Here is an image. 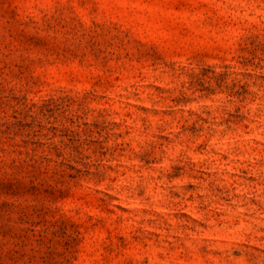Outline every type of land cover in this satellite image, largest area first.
Wrapping results in <instances>:
<instances>
[{
	"label": "rangeland",
	"instance_id": "374dc122",
	"mask_svg": "<svg viewBox=\"0 0 264 264\" xmlns=\"http://www.w3.org/2000/svg\"><path fill=\"white\" fill-rule=\"evenodd\" d=\"M0 264H264V0H0Z\"/></svg>",
	"mask_w": 264,
	"mask_h": 264
}]
</instances>
